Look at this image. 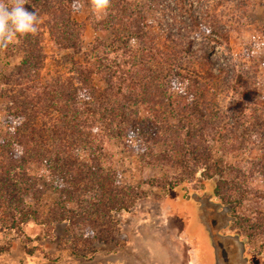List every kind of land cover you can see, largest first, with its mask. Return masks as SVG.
I'll use <instances>...</instances> for the list:
<instances>
[{"label":"rangeland","instance_id":"1","mask_svg":"<svg viewBox=\"0 0 264 264\" xmlns=\"http://www.w3.org/2000/svg\"><path fill=\"white\" fill-rule=\"evenodd\" d=\"M61 1L27 0L26 7L40 17L38 32L0 52V143L10 138L9 125L17 124L12 98L16 86L5 80L6 73L30 57L32 71L38 66L44 78L72 76L67 55L73 51L56 44L64 41L51 29L60 25L52 24L49 11L63 15ZM117 2L111 1L112 10L103 14L83 4L67 20L84 29L85 57L98 40L101 54L111 49L119 62L142 66V74L130 68L124 75H138V85H144L136 91L144 93L127 107L135 126L150 120L153 129L162 130L163 139L149 141L153 150L145 162L134 137L129 140L132 148L115 143L102 158L103 170L115 173L126 186V199L132 198L131 187L139 185L142 194L127 204V212L111 210L109 218H98L107 231L97 237L99 227H86L78 204L59 209L58 193L51 187L44 186L41 199L25 202L31 209L7 198L5 190L0 199L13 212L39 211L30 212L22 228H11L12 220L0 217V264H159L145 244L158 223L161 201L163 210L174 213L176 230L182 228L195 249L197 263L213 264L199 208L202 198L232 208L234 220L225 232L246 241L250 264H264V163L254 165L264 153V0H125L115 8ZM60 17L55 15L56 20ZM59 23L69 26L68 21ZM9 77L16 80L19 75ZM196 137L202 145L196 147L199 166L190 160L191 145L180 150L184 141ZM83 207L90 213L88 204ZM173 258L175 263L168 259L166 264H181L176 254Z\"/></svg>","mask_w":264,"mask_h":264},{"label":"trees","instance_id":"2","mask_svg":"<svg viewBox=\"0 0 264 264\" xmlns=\"http://www.w3.org/2000/svg\"><path fill=\"white\" fill-rule=\"evenodd\" d=\"M117 1L115 8L121 6L120 1L125 0ZM72 2L73 0L61 1L63 15L55 12V9L49 11L53 18L52 24L60 25L59 28L51 29L64 41L56 44L73 51L66 56L68 62H71L72 76H57L51 80L44 78L38 66L32 71L30 57H25L15 67V72L5 74V80H13L16 86L12 98L15 101L13 113L17 124L9 125L10 138L0 143V197L6 190L7 198H13L17 202L19 200L25 209H31L25 202L41 199L45 193L44 186L51 187L58 193L61 202L59 209H64L67 203L78 204L79 217L84 223L90 224L86 227H99L98 237L103 230L107 231L102 229L104 220L98 224V218H109L111 210L127 212V204L133 205L134 199L142 194L139 185L131 187L132 198L126 199L128 194L123 192L126 186L118 181L115 173L103 170L104 152L111 145L122 141L125 142V147L127 145L132 148L129 140L134 137L137 141L136 149L145 162L146 153L153 150L147 144L151 139L156 143L161 141L163 132L159 127L153 129L154 124L150 120H143L138 127L135 126L131 110L127 107L135 95L144 93L136 92L138 87L144 89V85H138V75H124L132 72L130 68L137 69L142 74L141 64L124 60L119 62L118 57H112L115 51L111 49L108 53L101 54L98 40L89 45L91 49L85 57L81 40L84 29L73 20H67L73 12ZM81 2L88 4V0ZM110 10L112 9L109 8ZM55 15L61 16L60 20H56ZM65 20L68 21V27H64L67 26L65 23H59L67 22ZM80 55L81 58L76 59ZM16 72L19 75L16 80L9 77ZM145 132L150 136H146ZM183 145L180 150L191 145L193 150L190 152V160L194 166L202 165L201 155L196 153V147H202L198 137L184 141ZM205 150L206 148H202V153L207 154L208 160L209 155ZM192 162L185 166H190ZM263 163L264 153L263 160L254 165ZM262 166L264 169V164ZM205 168L211 169L208 165ZM253 170L254 173L257 172L256 169ZM240 196H245V193ZM86 204L89 205L90 213L83 207ZM14 209L17 210L18 207L15 206ZM38 211H24L22 208L13 212L7 200L0 199V217L12 220L9 225L11 228H22L29 219V213L37 215ZM91 215L96 218L89 221Z\"/></svg>","mask_w":264,"mask_h":264},{"label":"clouds","instance_id":"3","mask_svg":"<svg viewBox=\"0 0 264 264\" xmlns=\"http://www.w3.org/2000/svg\"><path fill=\"white\" fill-rule=\"evenodd\" d=\"M27 0H0V52L7 50L21 37L35 35L40 25L37 12L29 10ZM94 13L103 14L111 7V0H88ZM84 5L73 0V12H79Z\"/></svg>","mask_w":264,"mask_h":264},{"label":"crops","instance_id":"4","mask_svg":"<svg viewBox=\"0 0 264 264\" xmlns=\"http://www.w3.org/2000/svg\"><path fill=\"white\" fill-rule=\"evenodd\" d=\"M163 201L159 202L160 213L157 216L158 223L154 225L149 243L145 244L149 248V256L155 258V262L166 264V260H174L173 255L176 254L181 264H198L195 255V249L188 240L185 232L176 230L178 223L173 218L170 210H163ZM165 257H164V256ZM177 264V263H176Z\"/></svg>","mask_w":264,"mask_h":264},{"label":"flooded vegetation","instance_id":"5","mask_svg":"<svg viewBox=\"0 0 264 264\" xmlns=\"http://www.w3.org/2000/svg\"><path fill=\"white\" fill-rule=\"evenodd\" d=\"M198 202L202 222L212 243L213 264H250L246 241L238 234L225 232L234 220V217L231 216L232 211L225 214L223 212L224 206L216 207L208 198L199 199ZM226 215L231 219H228ZM224 224H227V227L219 230ZM221 236L233 237L232 242L235 240L234 238H239V242L232 246L231 251H224L222 246L217 244Z\"/></svg>","mask_w":264,"mask_h":264},{"label":"water","instance_id":"6","mask_svg":"<svg viewBox=\"0 0 264 264\" xmlns=\"http://www.w3.org/2000/svg\"><path fill=\"white\" fill-rule=\"evenodd\" d=\"M216 207H221V204L217 203L215 204ZM232 208L230 206H224L223 207V212L225 214H227V212H231ZM228 219H231V217L229 218L228 215H226ZM227 227V224L222 225L220 229H225ZM235 240L232 242L233 237H223L221 236L220 239L218 240L217 244L219 246H222V250L224 251H231L232 246H234V244H236V242H239V238H234Z\"/></svg>","mask_w":264,"mask_h":264}]
</instances>
